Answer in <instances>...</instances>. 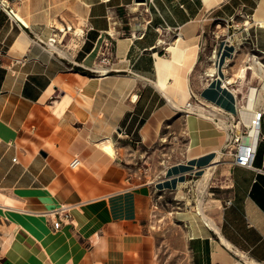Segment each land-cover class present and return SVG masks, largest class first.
Instances as JSON below:
<instances>
[{
  "label": "crops",
  "instance_id": "crops-1",
  "mask_svg": "<svg viewBox=\"0 0 264 264\" xmlns=\"http://www.w3.org/2000/svg\"><path fill=\"white\" fill-rule=\"evenodd\" d=\"M231 44L215 94L208 73ZM249 55L264 63V0H0V206L41 232L0 214V264H264V140L254 168L240 166L220 127L178 108L236 113L228 97L238 109L256 85L264 113V83L240 81ZM208 167L214 227L192 204L156 205ZM122 182L132 186L112 189Z\"/></svg>",
  "mask_w": 264,
  "mask_h": 264
},
{
  "label": "bare ground",
  "instance_id": "bare-ground-1",
  "mask_svg": "<svg viewBox=\"0 0 264 264\" xmlns=\"http://www.w3.org/2000/svg\"><path fill=\"white\" fill-rule=\"evenodd\" d=\"M16 16L18 17V15L16 14ZM170 49H173V47H170ZM236 52V47L231 44L228 46H224L220 56L218 57V59L215 61L216 67H212L209 70L208 75L211 77L212 82L210 84V90L213 93H217V92H224V90L226 89V82L223 83V76H219V77H215L216 74V70L217 67L219 68V70L223 69V65L225 63V61L229 58H232L234 56ZM247 70H250L251 72L250 75L252 76H258V78L264 83V66L263 64L256 59L255 56L252 57L250 63L248 66H243L240 68V70L238 71L239 73V77H240V81H244L246 80V74H247ZM228 82H231V79H227ZM258 87L256 85H249L248 87V92H247V96L244 99V102L241 104L240 108H237V102L235 101V99L233 97H228V99L226 100V105H228L230 111H239V113L241 114L242 119L247 122L248 117H250L251 115V111H253L255 104L257 103V99H258ZM235 97V96H234ZM67 103V101H66ZM186 102H182V105H184ZM65 104L64 101L60 104H58V102H54V107H53V111L55 114H59L63 112V108H64ZM179 109H182V106L178 105ZM199 115L209 121L212 120V118L209 116H207L208 114L204 111H201L200 109L198 110ZM220 128L222 129L225 138L227 137V126L225 124H223V126H220ZM98 148L100 151H103L104 153H106L108 156L112 157L114 156V148L113 145L111 143L110 140H106V141H102L98 144ZM218 151V150H217ZM218 155L216 156V158H218ZM80 160H78L77 164L74 165V168H76L79 164H80ZM210 175V167H208L205 171H204V175L203 178L201 180V182L199 183V186H201L203 189L206 186V181L208 179ZM183 181V176L178 177L177 179H169L167 181H164L160 184H158L159 188H175L176 184L175 183H181ZM178 187V186H177ZM176 187V188H177ZM175 188V189H176ZM65 208H63L62 210H64ZM21 212V210H20ZM52 213V212H50ZM196 213L201 217L202 220H204L208 225L214 227V224L211 220V218L206 214V212L204 211V206H203V202H202V198H198L197 202H196ZM0 214L2 216H6L10 219H12L13 221H16L19 225H23L25 226L29 231L33 232L35 235L41 237V232L35 228L34 224L31 222V219L26 217L25 215L22 216H18V217H13L9 214L8 210L4 207L0 206ZM53 214V213H52ZM4 263L6 262L5 260H1L0 263Z\"/></svg>",
  "mask_w": 264,
  "mask_h": 264
},
{
  "label": "built area",
  "instance_id": "built-area-1",
  "mask_svg": "<svg viewBox=\"0 0 264 264\" xmlns=\"http://www.w3.org/2000/svg\"><path fill=\"white\" fill-rule=\"evenodd\" d=\"M8 16L17 19L13 9L8 8ZM105 57L101 59L104 62ZM196 103L198 105H196ZM196 103L191 100L186 101L182 106V113L199 114L204 111L212 118V121L218 126H227L226 150L233 156L234 162L240 166L254 168L253 163L256 156L257 143L264 140L263 120L264 113L262 110L251 111L250 117L245 122L239 111L236 113H227L221 108L210 107V105L196 100ZM78 160L72 162L74 166ZM259 172H264V164L260 168H255ZM53 226L55 229L60 228V220L54 221Z\"/></svg>",
  "mask_w": 264,
  "mask_h": 264
},
{
  "label": "rangeland",
  "instance_id": "rangeland-1",
  "mask_svg": "<svg viewBox=\"0 0 264 264\" xmlns=\"http://www.w3.org/2000/svg\"><path fill=\"white\" fill-rule=\"evenodd\" d=\"M252 57H253V55H249V56L246 57V59L248 60V62L246 64L244 63L246 66L249 65ZM249 59H250V61H249ZM257 60H259V59H257ZM259 61L261 63H263L262 60H259ZM244 64H242V67L244 66ZM211 67H214V61L212 62V66ZM249 76H250V73L248 71L247 74H246V80H248L247 78H249ZM179 113L183 114L182 111H180V110H179ZM182 128L183 127H182V124L181 123H179V124H177V125L174 126V129L177 132H178V130H179V132H181ZM180 136L181 137H179V143L181 144L183 142V139H182V135H180ZM174 140L177 142L178 141V138L175 137ZM166 165H167L166 162H162L157 167V169L158 170H159V168L162 169ZM80 167H83V165L79 164L75 169H78V168L80 169ZM200 177L202 178V173H201V176ZM149 180H151V179H149ZM201 180L197 181L196 185H195V182L191 183V186L189 185V182L187 184H184L183 183V185L179 186L180 188L177 190L178 193H177L176 196H175V194L171 193L172 191L163 192L160 195H156L155 196V199L157 201V204L156 205H158V207L161 206L159 208L160 209L162 208V210L170 211V213L172 211H182V210H185V208H186L185 205H187V204H188L187 205L188 208H189V204L190 205L192 204V205L196 206V199L201 198V194L202 193L200 191L203 190V188L201 186H199V183L201 182ZM131 186L132 185L129 184V183H127V182H122L119 185H114V188H112V189H114V190H120V189L128 188V187H131ZM188 190H189V192H192L194 190L197 193V196L195 195L192 200L191 199L189 200V197H188L189 192H188ZM195 192H194V194H195Z\"/></svg>",
  "mask_w": 264,
  "mask_h": 264
},
{
  "label": "water",
  "instance_id": "water-1",
  "mask_svg": "<svg viewBox=\"0 0 264 264\" xmlns=\"http://www.w3.org/2000/svg\"><path fill=\"white\" fill-rule=\"evenodd\" d=\"M136 2H145L146 0H135Z\"/></svg>",
  "mask_w": 264,
  "mask_h": 264
}]
</instances>
